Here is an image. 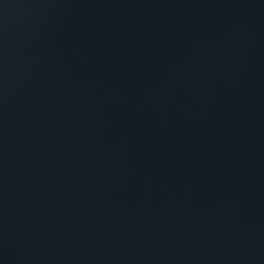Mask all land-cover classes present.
I'll return each mask as SVG.
<instances>
[{"label":"water","instance_id":"water-1","mask_svg":"<svg viewBox=\"0 0 264 264\" xmlns=\"http://www.w3.org/2000/svg\"><path fill=\"white\" fill-rule=\"evenodd\" d=\"M0 264H264V0H0Z\"/></svg>","mask_w":264,"mask_h":264}]
</instances>
